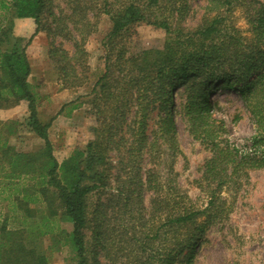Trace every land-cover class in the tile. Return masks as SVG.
Instances as JSON below:
<instances>
[{"label":"trees","instance_id":"obj_1","mask_svg":"<svg viewBox=\"0 0 264 264\" xmlns=\"http://www.w3.org/2000/svg\"><path fill=\"white\" fill-rule=\"evenodd\" d=\"M64 2L67 8L56 0H0V16L9 13L11 17L32 18L35 34L45 31L49 35V56L67 88L82 86L87 81L86 42L96 31L99 18L109 17L104 70L87 99L96 119L94 138L85 148L76 149L63 162L58 161L49 129L67 106L72 111L83 102L71 101L45 120L39 107L42 95L35 92L29 81L32 65L27 47L31 39L24 41L15 37L11 28L0 27V107L26 101L28 127L44 142L38 151H17L8 137L15 131V124L10 122L4 132L0 122V177L43 180L39 193L45 196L50 192L59 200L58 207L52 205L50 217L61 208L72 222L76 264H100L99 249L110 258L111 245L116 240L108 241L96 227L94 249L89 253L86 232L89 199L109 181L113 151L125 152L126 158L121 161L124 169L142 161L145 151L160 147L161 141L174 140L171 107L176 91L184 87L182 113L191 132L206 140L214 153L205 166L204 178L213 183L208 205L195 209L184 203V196L171 187L167 195L153 200L150 214L153 224H148L144 216H131L136 220L131 238L140 245L139 252L147 254L143 256V264H176L185 250L191 261V250L208 227L223 221L229 213L225 200L218 195L223 186L251 170H264V0H206L200 22L192 29L185 25L193 10L192 0ZM241 6L246 8L251 24L249 35L233 22V13ZM142 23L163 28L169 34L163 48L136 47L129 31ZM59 38L72 41L73 48L56 43ZM221 88L239 93L254 119L255 132L241 149L223 138V121L212 118V107L217 104L213 97ZM156 110L160 111L155 122L159 126L151 129L150 140L148 126ZM129 134L131 141L127 138ZM154 174L153 170H147L146 184L150 189L162 190L164 185ZM131 177H127L129 181L126 179L127 202L136 190ZM142 186L140 182L138 190ZM21 193L20 189L16 192ZM27 204L21 200L20 208L32 216L34 209ZM100 206L98 202L97 216L102 215ZM7 220L6 217L0 223V264H48V256L29 246L24 231L10 228ZM145 227L148 233L143 237L146 233L140 228ZM136 230L140 231V237Z\"/></svg>","mask_w":264,"mask_h":264},{"label":"rangeland","instance_id":"obj_2","mask_svg":"<svg viewBox=\"0 0 264 264\" xmlns=\"http://www.w3.org/2000/svg\"><path fill=\"white\" fill-rule=\"evenodd\" d=\"M56 2L67 8L64 0ZM205 2L192 0L194 11L185 23L189 29L195 28L200 22ZM245 11V7H238L233 13V22L244 34L249 35L251 24ZM0 27L11 28L13 35L22 37L24 41L31 39L27 47L32 65L29 81L35 92L42 95L39 107L45 120L54 117L63 105L71 101L79 104L83 102L72 111H69L71 106H67L62 114L54 118L49 129L54 154L59 162H63L76 149L85 148L94 138L96 119L87 99L104 70V41L111 27L110 19L102 15L96 31L86 42L89 52L88 78L82 86L76 88H67L61 83L56 65L48 53L51 39L45 31L35 34L36 24L32 18L11 17L9 13H2ZM129 33L138 49L163 48L169 39V34L163 28L147 23L136 25ZM61 39L56 43L70 50L73 48L72 41ZM183 94L184 87H181L176 91L174 105L171 107L174 120L172 143L161 141L160 147L145 151L142 161H135L124 169L121 161L126 158L125 152L111 153V177L105 186L91 195L87 215L89 253L94 249L93 232L96 227H99L108 241L116 240L111 245L113 252L110 258H106L99 249L100 264H143L147 254L140 253V245L131 238L132 225L136 222L131 216H144L148 224H153L154 221H150L153 200L157 196L167 195L171 187L184 196V203L193 205L195 209H204L208 205L209 189L213 183L204 178L205 166L214 153L204 142L206 140L191 132L187 118L182 113ZM213 101L217 104L212 107V118L223 121V138L241 149L246 139L255 132L254 119L248 106L235 90L223 88L213 97ZM159 114L160 111L156 110L151 115L148 126L150 140L153 138L151 129L159 126L155 123ZM28 115L26 101L0 107L1 127L6 132L10 122L15 124V131L8 137L20 152L38 151L44 146L43 140L29 129ZM127 138L131 141L130 134ZM148 169L153 170L154 178L164 185L162 190L148 188ZM1 175L4 176L3 173ZM128 176H132L136 190L127 202ZM140 182L143 186L138 190ZM42 186L43 180L39 177L29 180L0 177V223L7 217L10 228L22 229L26 243L47 255L48 264H76L77 254L71 238L72 222L61 208H58L54 217H50L52 205L58 207L59 200L50 192L45 196L40 194ZM19 189L22 193L16 194ZM218 195L221 200H225L229 213L223 221L208 227L200 242L191 250V261L186 257L185 250L176 264H264V170H251L242 178L230 181ZM21 200L34 209L32 216H27L26 210L20 208ZM98 202L102 204L99 208L102 215L99 216L95 214ZM140 229L146 233L143 237L146 236L148 227ZM136 235L140 237V231L136 230Z\"/></svg>","mask_w":264,"mask_h":264}]
</instances>
